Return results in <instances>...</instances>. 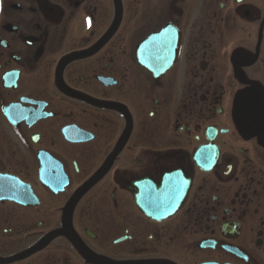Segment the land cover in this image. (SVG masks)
Masks as SVG:
<instances>
[{
	"label": "flooded vegetation",
	"instance_id": "1",
	"mask_svg": "<svg viewBox=\"0 0 264 264\" xmlns=\"http://www.w3.org/2000/svg\"><path fill=\"white\" fill-rule=\"evenodd\" d=\"M0 264H264V0H0Z\"/></svg>",
	"mask_w": 264,
	"mask_h": 264
}]
</instances>
